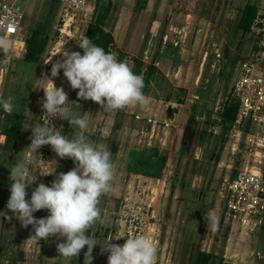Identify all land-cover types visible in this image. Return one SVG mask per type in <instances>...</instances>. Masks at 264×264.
Returning <instances> with one entry per match:
<instances>
[{
  "label": "rangeland",
  "instance_id": "374dc122",
  "mask_svg": "<svg viewBox=\"0 0 264 264\" xmlns=\"http://www.w3.org/2000/svg\"><path fill=\"white\" fill-rule=\"evenodd\" d=\"M103 1H91L75 16L65 17L70 26L63 33L60 4L55 6L53 0L28 2L23 23L27 37L39 30L46 47L37 62H26L24 57L14 59L1 91L2 98L13 104V112L21 113L24 119L14 149L0 144V203L10 195L11 168L29 165L26 154L32 133L23 126L45 123L42 88L48 87L51 79L68 93L66 107L87 113L86 134L94 146L110 149L119 145L120 151L112 154L118 164L112 181L115 191L102 196L98 205L106 224L98 223L92 230L99 244L113 239L112 243L123 245L126 237L142 234L158 248L155 264H192L198 250L222 255L224 264H262L254 254L264 250L262 238L241 240L231 234L218 199L222 179L238 164V156L231 154L235 138L229 133L222 135L221 129L217 134L208 130L226 103L239 62L252 57L259 44H264V0H147V6L136 17V0H110L108 27L116 42L115 53L122 51L123 61L133 69V57L142 54L149 63L157 51L156 65L164 78L152 85L146 107H132L131 113L120 117V131L115 140L106 143L102 142V131L106 128L111 135L119 110L105 113L91 100H78V90L70 87L63 69L57 77H51L52 63L61 58L63 50L79 51L77 44ZM25 2L21 0L19 6L23 8ZM247 4H258L260 19L252 32L244 35L238 30V22ZM193 95L199 99L191 101ZM136 114L171 118L176 127L156 129L154 133L148 129V134L142 135L143 124L136 121ZM191 116L196 117V137L182 153L184 130ZM7 117L2 108L0 134L8 129ZM51 122L55 130L72 138L74 129L67 120L56 117ZM44 151L47 157H39ZM34 159L33 166L39 171H55L45 176L50 180L75 166L71 159L59 158L50 145L42 146ZM209 212L215 215V228ZM12 220L0 217L3 260H13L16 254ZM86 234L91 235V230ZM118 237L122 238L116 240ZM44 242H39V254L35 251L29 256V264H84L87 246L83 257L79 254L66 258L58 251L52 255L50 243L44 246ZM99 244L93 249L92 264H108V253L102 254Z\"/></svg>",
  "mask_w": 264,
  "mask_h": 264
},
{
  "label": "clouds",
  "instance_id": "9594fccd",
  "mask_svg": "<svg viewBox=\"0 0 264 264\" xmlns=\"http://www.w3.org/2000/svg\"><path fill=\"white\" fill-rule=\"evenodd\" d=\"M77 45L83 54L63 50L61 58L52 63L51 77H57L63 69L70 87L78 90V100H91L100 105L105 113L137 106L143 108L149 104V98L143 92L145 83L142 74H135L126 62L118 60L115 52H105L87 37ZM0 49L5 58L10 59L7 40L0 38ZM49 80L51 84L42 88L44 97L41 99L43 116L47 119L42 125L23 126L32 133L27 148L33 154V160L28 166L16 164L11 168L9 179L12 183L6 208L19 220L21 227L32 226L34 234L28 239L32 243L39 244L50 237L64 238L56 247L59 255L66 258L78 257L87 246L84 264H92L93 249L99 244L92 230L98 223L106 224L98 205L102 196L115 191L112 181L118 164L113 161L109 147L94 146L89 140L86 134L89 126L87 113L81 114L66 107L68 93ZM72 103L80 108L75 101ZM0 107L8 115L13 113L10 99L0 97ZM56 117L67 120L72 126L74 133L71 139L55 130L51 121ZM45 145H50L59 158L71 159L75 166L66 173L55 175L51 186L39 183L29 200L26 199V187L37 179L31 171L32 164L38 150ZM39 210H47L49 215L37 219L33 213ZM0 217L9 221L12 219L6 212H0ZM208 218L215 228L217 221L214 213L209 212ZM89 230L91 235L86 234ZM112 240L99 244L101 253H108V264H155L158 248L145 235L126 237L123 245L112 243Z\"/></svg>",
  "mask_w": 264,
  "mask_h": 264
},
{
  "label": "built area",
  "instance_id": "2783aa9c",
  "mask_svg": "<svg viewBox=\"0 0 264 264\" xmlns=\"http://www.w3.org/2000/svg\"><path fill=\"white\" fill-rule=\"evenodd\" d=\"M29 1L26 0L22 8L19 6L21 0H0V38L8 41L10 56V59H6L3 50L0 49V97L13 60L21 59L27 53L28 37L23 23ZM57 1L63 12L64 24L63 29H60L63 33L70 26L65 17L69 14L75 16L76 12L82 11L94 0ZM259 19L258 15L254 27L259 23ZM262 30L264 32V28ZM164 40L166 43V37ZM192 98L191 101L199 99L196 95ZM226 101H234L238 104L236 120L227 132L235 138L231 154L238 156V164L232 174L225 175L218 189L223 218L230 233L237 235L239 239L251 240L259 236V239L262 238L264 241V44H259L252 57L239 62ZM135 119L143 124L142 135L148 134V129L150 133H154L156 129L167 130L176 127L173 119L162 120L156 115L136 114ZM221 124L219 117L211 124L208 131L217 134ZM5 141L6 136L0 134V143L5 144ZM47 153V151L40 152L39 156L47 157ZM228 168L231 170L233 167L229 165ZM0 212L3 211L0 209ZM27 246L33 248L30 243ZM254 254L264 264V250ZM0 264L22 263L0 258Z\"/></svg>",
  "mask_w": 264,
  "mask_h": 264
},
{
  "label": "trees",
  "instance_id": "16d2710c",
  "mask_svg": "<svg viewBox=\"0 0 264 264\" xmlns=\"http://www.w3.org/2000/svg\"><path fill=\"white\" fill-rule=\"evenodd\" d=\"M53 4L58 6L59 3L53 0ZM147 0H136V6L134 10L135 17L147 6ZM112 9V1L105 0L95 9V15L93 21L88 25L84 37L91 39L97 46L102 47L105 52H116V42L113 32L108 27V20ZM259 15L258 4H247L241 14L238 22V30L244 35L250 34L255 25V21ZM42 33L37 30L34 31L30 38H28V49L24 57L26 62H37V57L44 52L46 47L45 39H41ZM163 33L159 37V44L162 42ZM159 46V45H158ZM79 52L83 54V50L79 48ZM228 53V52H227ZM117 58L123 61L125 54L122 51H117ZM158 52L156 51L149 63L143 60V55L133 57V71L135 74L143 75L145 87L143 89L144 94L147 96L153 84H159V78H164L161 71L157 67ZM171 95L167 96L168 101L171 100ZM181 103V102H180ZM238 112V104L234 101H226L223 110L219 114L221 118V131L222 135L229 132L233 123L236 120ZM126 115V110H119L116 114V120L114 123L113 131L109 137V140H115L122 123L120 121L121 116ZM23 115L21 113L13 112L8 115V129L6 132L1 133L6 136L5 147L13 150L16 146V141L19 138L21 127L23 124ZM196 122V117L191 116L184 130V136L182 140V153L190 148L192 142L196 137V131L193 126ZM116 142V141H114ZM225 142V141H223ZM119 150L118 143L114 144L111 152L116 154ZM229 228V227H228ZM222 255H216L215 253L198 250L192 264H224Z\"/></svg>",
  "mask_w": 264,
  "mask_h": 264
},
{
  "label": "crops",
  "instance_id": "0c3cea01",
  "mask_svg": "<svg viewBox=\"0 0 264 264\" xmlns=\"http://www.w3.org/2000/svg\"><path fill=\"white\" fill-rule=\"evenodd\" d=\"M131 109L132 108H129L126 112L127 113H131ZM148 115H150V114H148ZM21 131H22V127H21ZM102 132H103L102 135H101L102 142L106 143V141L109 140L110 133L108 132V129H106V128H104ZM20 134H21V132H20ZM0 144H2V143H0ZM2 145L5 146V144H2ZM112 147L110 149H112ZM118 151H120V150H118ZM28 154H31L30 150L26 154L27 162L29 164L33 160V158H32V155L28 156ZM33 165L34 164H32L31 171H32L33 175L37 177V179L32 185L26 187V191L28 193L26 199H29V200L31 198V194H32L33 190L39 185V183H44L47 186H51V182L53 180V178H51V180L50 179H46L47 177H45L46 175H44L45 172L43 170L39 171ZM5 190L7 191V189H5ZM9 197H10V195L6 199L1 201L0 209L3 212H6L8 216L11 215V217H13L12 218L13 219L12 220V225H13V227L15 229L13 228L11 232L15 236L14 237V241H15V250H16V254H13L14 255V259L13 260L14 261H20L22 264H29V256L32 255L35 251H36L35 253L39 254V250L41 248V244H34L30 240H28L30 235L34 234L32 226L29 225L28 228L21 227V224H20L19 220H17L15 218L14 214L10 210H8L6 208L7 201L9 199ZM33 215L37 219H39V218L47 217L49 215V212L47 210H39V211L33 213ZM3 219L6 220L5 218H3ZM63 239L64 238L50 237L47 241L44 242L43 245L45 246L46 243H50V245H51V254L55 255L56 251H57L56 245H57V243L63 242ZM42 241H44V240H42ZM28 243L33 245V248H29L27 246ZM2 249L3 248H1V246H0V255H2Z\"/></svg>",
  "mask_w": 264,
  "mask_h": 264
},
{
  "label": "water",
  "instance_id": "95a60500",
  "mask_svg": "<svg viewBox=\"0 0 264 264\" xmlns=\"http://www.w3.org/2000/svg\"><path fill=\"white\" fill-rule=\"evenodd\" d=\"M84 250H85V248L81 250V253H80L81 257H83V255H84Z\"/></svg>",
  "mask_w": 264,
  "mask_h": 264
}]
</instances>
